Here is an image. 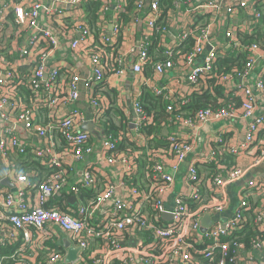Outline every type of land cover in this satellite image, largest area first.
Wrapping results in <instances>:
<instances>
[{"label": "built area", "instance_id": "1", "mask_svg": "<svg viewBox=\"0 0 264 264\" xmlns=\"http://www.w3.org/2000/svg\"><path fill=\"white\" fill-rule=\"evenodd\" d=\"M50 1L51 7L45 11V14L52 21L60 19L63 15V7H77L75 13L72 12L68 22L58 24V26L60 30L66 31L74 55L87 57V60L91 62L92 81H87L84 84L87 91L84 93L94 109V119L93 117L92 119L100 126L97 119L102 116V108L106 107L109 101L106 98L93 95L95 84L92 83L101 82L105 78L106 68L101 60L104 49L98 48L96 50L93 41L94 35L86 22L85 11L82 7L86 0ZM186 1L190 7L183 9V4H178V8L175 10L184 11L187 16L183 30L178 32L181 39L190 33L186 25L192 23L195 16L211 14V20L206 28L198 31L199 43L196 50L194 54L186 57L183 65L176 64L172 60L159 62L155 66V74L163 75L169 70L186 66L191 69V81L193 84H197L200 82L201 76L213 75L217 57L220 54L225 55L227 49L235 48L241 52H247L248 57L241 72L228 74L223 78L226 83L234 78H241L245 81L239 91H231L241 92L236 94L242 98L241 109L235 107L201 109L197 112L194 121L186 119V123L193 127L197 124L218 120L251 119L245 140L247 143H252L255 141L256 134L264 130V115L257 114V102L260 98L264 99V66L257 73L252 74L264 57V44L257 41L244 44L240 40L238 32L239 29L248 33L255 32L262 16L260 9L256 6L260 0ZM263 2L264 0H262ZM111 3L115 5L117 11L123 9V2L115 0V2L106 3L104 7L106 12H108V6ZM78 7H82L83 12ZM10 8L15 11L16 22L20 26L29 31H34V34L28 36L26 43L21 48V53L26 57H30V49L36 50L34 59H32L35 67L28 84L37 89L39 94L37 104L47 103L50 108L54 109L53 116H55L50 125L45 128L35 121L36 119L30 110H21V104L17 100L9 98L2 91L3 93H0V124L6 125L3 127L0 146L2 148H17L20 152H24L27 143L16 135L13 128L23 125L35 133L43 143L46 142L49 145L37 150L36 154L42 157L46 156L49 164L59 166L62 171L36 190V204L34 206H30L26 198V194L30 190L21 188L14 195L4 191L0 186V204L3 208L5 207L4 214L0 218V244H5L11 237L26 244L31 253H25L26 262L23 264H29L39 253L40 248L34 247V243L37 241L33 239V234H42L43 236L49 234L60 239L59 231L67 234L66 239L71 245L80 248L78 260L84 264H89L82 259L84 253L92 258L90 264H111L114 258L119 259L123 264H195L199 255L211 260L215 258L216 252H220L222 255L219 264H258L264 261V242L254 241L249 248H245L240 243H234L236 249L231 251L230 242L223 240L226 235L241 228L242 211L250 204L247 200L249 195L263 194L262 200L255 210L256 220L260 223L264 222V179L244 187L239 194V203L233 210L232 216L226 221L214 220L213 225L202 234L200 232L201 219L206 214L214 218L215 215L227 210L230 197L226 191V185L241 180L244 176V169L241 166H236L232 169L222 170V173L217 174L211 180L215 195L209 201L199 203L201 201L199 192L202 186L200 179L205 175V166L210 165L215 160L217 151L210 147L209 153L205 156L190 160L188 155L193 150L192 141L177 134L170 135L172 152L169 156L157 161L154 159L156 156L153 155V152L148 150V154L153 156L150 159L155 161L154 173L146 175L145 179L148 182L149 191L130 185L122 177L125 172L136 173L138 168L131 162L128 152L116 151L118 139L105 135L102 151L107 164L119 168L118 185L112 181L103 184L102 188L104 189L100 191L93 203L87 205L80 203L77 209L74 207L68 209L67 207L68 211H62L58 207H50L48 204L51 199L62 191H67L66 195L60 194L62 197L66 196L67 201L69 196L76 198V195L72 193L77 192L76 187L69 183L65 175L72 167L84 163L85 167L81 168L80 177L76 179V183L83 187H90L96 183V180L101 181L98 168L86 164L95 151L96 142L91 140L93 136L91 133L82 130V125L87 120L84 112L73 106L83 92L80 78L73 74L74 72L71 73L67 82V92H59V97L53 89L60 74L61 66L52 64L49 67L48 64L54 59L59 40L50 28L44 27L40 22L41 2L39 0H25L24 4H18L12 9V6L2 0L0 2L1 25L6 23V14ZM142 9L147 11V17L141 19L144 33L141 40L131 50L129 49L130 52L121 48L117 74L123 72L122 65L130 53L135 55L134 73H142L144 64L149 58L146 47L160 16V0H138L137 10ZM78 10L81 11L78 12ZM242 11L246 16L241 21L239 18ZM136 18L134 20H137ZM100 25L103 29L101 37L107 42H113L119 34L118 17L116 22L111 24L109 31L104 26V21H101ZM215 26L222 27L223 31L227 27L224 32L222 31V37L226 41L221 42V40L215 39L217 35L215 34ZM204 52V62L201 65H193L196 57ZM3 68L4 66L0 68V86L7 83V79L12 77V71H14ZM251 74L255 79L252 85L247 83ZM1 75H4V78ZM8 90L11 91L12 89ZM141 94L142 92L132 99L133 112L136 115V127L141 126L142 120L146 117L139 104ZM168 108L171 109V107ZM56 111L61 115H58ZM58 131H61L65 140L71 144V147L62 154L55 148V134ZM133 135L135 138L136 134ZM143 136L142 132H138L136 139H143ZM215 141L216 143L223 142L217 137ZM262 159H264V146L261 148L259 156V160ZM88 165L89 167H87ZM183 166H185L183 184L188 188V193L176 196L173 205L170 207L167 204L166 195L175 189V182L182 173ZM220 169L223 167L221 166ZM17 180L27 183V177L23 175H19ZM118 186L123 190L119 197L116 196ZM185 196L199 203L197 209H190L189 204L183 199ZM107 205L108 208L104 212ZM164 214H167L168 217H164ZM161 220L163 221L161 222ZM31 229L35 230L36 233H32ZM147 233L151 236L149 241H146L145 234ZM95 238L102 239L108 246L103 251H94L90 242ZM38 244L42 247L43 240H38ZM33 248L36 249L35 253H33ZM26 250L24 246H20L11 257H22ZM65 256L66 252L61 254L58 250H52L48 253L46 262L47 264H67L63 261ZM0 264H5V257H0Z\"/></svg>", "mask_w": 264, "mask_h": 264}, {"label": "trees", "instance_id": "2", "mask_svg": "<svg viewBox=\"0 0 264 264\" xmlns=\"http://www.w3.org/2000/svg\"><path fill=\"white\" fill-rule=\"evenodd\" d=\"M18 1L20 2L21 0H6L10 6H14V3ZM121 1L123 2V9L117 11L119 34L113 42H107L101 37L103 29L100 25V22L104 21V16L106 14L104 7L110 0H86L82 4L85 11L86 22L94 35L93 41L96 50L98 48L104 49L101 60L106 68V75L101 82L94 85L93 95L106 98L109 101L108 105L102 108V116L97 119L105 135L117 138L118 143L116 151L128 152L131 162L138 168L136 173L125 172L122 177L126 179L130 185L137 186L141 190L149 191L148 182L145 179L146 175L154 173L153 166L155 161L150 159V157L153 156L152 154L151 156L148 154V150L153 152V155L156 156L154 159L157 161L161 160L163 157L169 156L172 152V145L170 142V135L172 134L164 135V126L169 125L170 121H174L178 119V117L194 121L197 112L201 109H218L222 107H235L239 110L241 109L242 98L239 95L231 93L230 90H227L226 87H228V82H224L223 78L228 74L241 72L242 68L245 67L248 53L241 52L235 48H229L225 55L220 54L217 57L215 63L216 68L213 75L207 77L201 76L199 81L202 87L197 90L195 89L185 103L179 102L177 104L165 93V90L154 92L150 85L144 84L142 94L139 98V104L146 117L142 120V125L136 127V137L134 138L135 135L131 133L129 128L130 120L127 114L121 111L117 106L116 92L109 87L106 76L116 73L119 69L118 58L120 57L121 47H123L122 45L125 43L124 28L135 17H137V20L147 17V11H145V9L140 11L137 10L138 0ZM185 1L186 0H160V16L155 23L154 30L146 47L149 58L144 64L142 73L145 72L147 78L154 76L155 66L159 62L172 60L176 64L183 65L186 57L194 54L196 50L197 44L199 43L198 31L206 28L211 20V14L195 16L193 22L186 25L190 33L187 34L184 39H181L178 35L180 40L174 46L169 47L167 41L169 40L168 34L172 31L174 23L173 12L178 8V4H183V9L190 7V4H186L187 1ZM256 6L260 9L262 16L260 18V23H258L255 28V32L248 33L240 29L238 32V36L244 44H251L255 41L264 44V2L262 3V0H260L256 3ZM111 8L112 6L109 4L108 9L110 10ZM244 16L246 15L242 11L239 19L242 21ZM7 18L14 24L17 23L14 10H9L7 12ZM226 28L227 27H225L224 31ZM224 41L226 40L222 37L221 42ZM3 66L5 70L14 71H12V77L7 79V83L0 86V93L4 92L9 98L17 100L21 104V110H30L36 119L35 121L47 128L50 122H52V118L55 116H53L54 109L50 108L47 103L43 105L37 104L39 98L37 89L28 84L35 64L28 63L20 65L17 63V58L5 52L0 56V68ZM10 88L12 89L11 91L8 90ZM169 106L172 107V111L168 110ZM138 132L144 134L143 139H136L138 137ZM263 132L264 130H261L260 135H262ZM55 138V148L59 153L62 154L71 147V144L65 140L61 131L55 134ZM91 140L95 142L93 136ZM212 147L217 151V155L210 165L205 166V175L200 179L202 186L199 192L201 194V201L199 203H205L215 195L211 180L217 174L222 173V170L236 167V162H233V155L228 152V145H226L225 142L212 143ZM221 147L223 148L221 149ZM13 150L21 153V156H19L20 159L17 160L20 161V168H18L17 171L19 172L16 175L27 177L26 190H38L42 184L55 178L62 171L59 166L49 164L46 156H38L36 154L37 150L32 146H27L23 153L16 149ZM80 165L85 167L84 163H80ZM221 166L223 169H220ZM87 167H89V165ZM75 172H78L77 166L72 167L71 170L65 174L66 179L69 181V175H74L73 173ZM74 183H76V181L72 182V184L76 187L75 189L77 192H71L76 195L77 201H75L74 204L67 200L61 202L60 209L62 211H68L67 207L68 209L72 207L77 209L80 203L86 205L93 203L100 191L104 189L102 188L101 181L98 180L90 187H83L79 185V183ZM62 195H66V192L62 191ZM55 197L58 198V196H54V198ZM183 199L189 204L191 210L197 209L199 203L194 202V199L186 196ZM247 200L250 204L242 211L243 221L240 224L241 228L232 231L223 239L226 242H230L231 251L236 249L234 243H240L245 248H249L254 241L264 242V222L260 223L256 220L255 210L260 200L254 199L253 195H249ZM162 221L163 220H161V222ZM31 232L36 233L33 229H31ZM145 237L146 241H149L151 236L147 233ZM13 239L15 238L11 237L5 244H0V257H5V264H23L26 262L25 253L30 254L31 250L27 249L26 244ZM58 239L59 237L54 235H44L42 238V247L39 246L38 240H36L35 246L40 248L39 253L35 257V260L32 259L29 264H47V255L52 250H58L61 254H64L65 248L63 243H60ZM90 244L94 251H103L106 246H108L105 241L100 238L93 239ZM20 246H24L25 250H27L22 257L17 256L12 258V254L16 249L20 248ZM221 256L220 252H216L215 258L209 260L199 255L198 261L195 264H219ZM82 259L89 264L92 261V258L85 253L82 254ZM111 264L123 263L119 259L114 258Z\"/></svg>", "mask_w": 264, "mask_h": 264}, {"label": "crops", "instance_id": "3", "mask_svg": "<svg viewBox=\"0 0 264 264\" xmlns=\"http://www.w3.org/2000/svg\"><path fill=\"white\" fill-rule=\"evenodd\" d=\"M2 0H0L1 2ZM6 2V0H3ZM10 1V0H9ZM42 4L41 8V24L44 27L50 28L55 34V36L59 40V45L57 51L54 55V59L51 60L48 64L49 67L52 66H61L60 74L56 83L54 84L55 93L59 97V92H67V82L71 73L77 75L80 78V84L82 86V91L85 92L84 84L89 81H92V66L91 62L87 60V57L76 56L73 53V50L70 46L69 39L67 37V33L64 30H60L58 24H66L71 16L72 12L75 13L77 10L76 6L70 7L65 6L62 8L63 15H61L60 19L56 21H52L47 18L45 11H47L51 7L50 0H39ZM111 2H115V0H110ZM25 0L18 1L14 3V7L16 5L24 4ZM112 8L106 12L104 16V26L108 29H111V24L113 25L117 19V10L115 5L111 3ZM12 6V9L14 8ZM82 10V7H78V9ZM11 10V8H10ZM81 10H78L80 12ZM9 11V10H8ZM7 11V12H8ZM139 19V18H138ZM142 18L139 20L132 19L130 23L124 28L125 33V43L122 45V50L128 51L131 50L133 46H135L139 40L141 39L144 31H143V24L141 21ZM173 27L172 31L169 32L167 41V45L169 47L174 46L180 40L178 38V32H181L185 26V22L187 19L186 13L184 11H175L173 12ZM6 14V23L4 25L0 24V56L3 53L7 52L12 57L17 58V63L21 64H28L33 63L32 59L35 54V49H30V57H26L21 53V48L26 43L28 36L33 35L34 31H29L24 27L20 26L19 24H14L12 21L8 20ZM222 31L223 28L219 26H215V34L216 40H222ZM129 50V52H130ZM5 51V52H4ZM134 53H130L125 60L123 67V72L117 74L113 73L111 75L106 76V81L109 84L111 89H114L116 92V102L119 109L125 112L128 116V119L131 120L136 115H133V105L132 99H134L138 94H140L143 90L144 84L150 85L154 92H161L165 90V93L170 96V98L176 102L177 104L185 103L189 98L190 94L199 87H201V83L193 84L191 81V69L190 67L182 66L177 67L174 70H169L163 75L154 74V76H150L147 78L146 73H134L133 72V61H134ZM205 60V52L199 54L193 65H201ZM18 65V64H17ZM264 66V57L259 62V66L255 69L252 73H257ZM249 77L247 83L253 84L255 79L253 76ZM244 80L241 78H234L229 80L228 82V90L230 91H239L240 87L244 84ZM97 84V83H92ZM157 89V91H156ZM87 92V91H86ZM230 93V92H228ZM234 94H238L241 92H231ZM84 104L87 106L89 104L90 113L93 117L94 109L92 105L89 103L87 99L84 100ZM73 106L78 107L81 111L84 112L85 117L87 118V114L84 109L78 106V101L73 104ZM171 107V106H169ZM169 111H172L168 108ZM60 112V110H59ZM58 111L56 113L61 115ZM257 114L264 115V99L260 98L257 102ZM94 119V117H93ZM134 120V119H133ZM251 123V119L247 118H239L236 120H218L214 122H207L203 124H197L195 126H190L186 123V118H179L176 120L170 121L169 125L164 126L163 129L166 127L168 134H177L182 138H188L192 141L193 150L189 153L188 158L194 159L196 157L205 156L209 153L210 147H212V143L215 142L216 137L223 140L226 145H228V152L233 155V162L237 163V166H241L244 169V176L241 180L234 182L232 184L226 185V191L230 197V204L227 207V210L221 214L215 215L214 220H221L226 221L229 217L228 214L231 212L233 214V210L236 207L234 200L239 197L244 187L249 186L251 183H256L260 179H264V159L259 160V156L261 153V148L264 146V132L260 135V132L256 134L255 141L252 143H247L245 140V135L248 130V127ZM6 124H0V138L3 132V127ZM16 135L24 142L27 143V146H32L36 150H40L42 148H46L49 146L46 142H42L35 133L31 130L26 129L23 125L13 127ZM103 136H105L104 131L101 132ZM167 134V135H168ZM94 136V135H93ZM95 139V151L86 162V164H90L98 168L100 173V180L103 184H108L110 181L118 185V178H119V168L116 166H110L105 161V155L103 153V139L99 142L98 138L94 136ZM27 148V147H26ZM223 147H221L222 149ZM14 148L0 146V186L1 188L9 192L11 194H17L18 189L25 188V182H19L17 180L18 176L16 175L20 168V159L21 153L13 150ZM16 150L20 151L16 148ZM231 150V151H230ZM25 152V151H24ZM234 152V153H233ZM23 153V152H22ZM69 163L68 160H66ZM83 165H78L77 169L78 172L73 173L74 175H69V183L75 182L76 178L80 177L81 168ZM76 167V166H75ZM71 170V169H70ZM69 170V171H70ZM185 173V166L182 168V173L178 176V180L175 182V189L169 194L166 195L167 204L168 206H172L174 199L176 196L180 194H187L188 188L184 186L183 181V174ZM76 175V176H75ZM8 180L10 183H16V190L14 191L11 186L7 184H2V181ZM244 181V185L240 186V182ZM67 192V191H66ZM123 193L120 186L116 188V196L119 197ZM58 193L56 196L58 198H53L49 202L50 207H58L60 208V203L66 201V196L62 197ZM36 190L29 191L26 194V198L30 206H34L36 204ZM254 199L262 200L261 196L263 194H252ZM62 204V203H61ZM5 208V207H4ZM4 208L2 204H0V218L4 214ZM108 208L106 206L104 212ZM60 232V239L58 241L63 243V241L67 238V234L63 231ZM32 236V233H31ZM43 235H36L33 234V239L39 240L42 239ZM36 243V242H35ZM34 243V247L35 246ZM36 252V249L33 248V253ZM66 252V250H65ZM36 257V256H35ZM35 257L33 260H35ZM67 264H84L79 262L78 258L67 263ZM264 264V261L258 263Z\"/></svg>", "mask_w": 264, "mask_h": 264}, {"label": "water", "instance_id": "4", "mask_svg": "<svg viewBox=\"0 0 264 264\" xmlns=\"http://www.w3.org/2000/svg\"><path fill=\"white\" fill-rule=\"evenodd\" d=\"M111 28V26H110ZM4 78V75H1ZM86 99L85 97V93L81 92L79 98H78V106L81 107L82 109L85 110L86 114H87V120L83 123L82 125V130L91 133L92 135L96 136L99 140V142L104 141L105 137L101 134V132H103V129L98 126L95 121L92 119V115L90 113V107L89 104H87V106L84 104V100ZM133 115L135 116V114L133 113ZM134 119V120H133ZM131 118L130 122H129V128L132 134H135V128H136V124H135V120L136 117ZM1 122V120H0ZM163 133L164 135L168 134L167 128L165 127L163 129ZM2 184H7L9 186L12 187V189L15 191L16 190V183L13 182H9L8 180L6 181H2ZM244 185V181L240 182V186ZM239 197L234 200L235 204L237 205L239 203ZM76 200V198L74 196L69 197L68 198V202L70 203H74ZM229 216H232L231 212H229L228 214ZM164 217H168L167 214H164ZM214 223V218L210 217L208 214L204 215L203 218L201 219V229L200 232L203 234L207 231V229L212 226ZM63 246L66 250V256L64 258V263H69L75 259L78 258V253L80 251V248L75 247L73 245L70 244V242L65 239L63 242Z\"/></svg>", "mask_w": 264, "mask_h": 264}, {"label": "rangeland", "instance_id": "5", "mask_svg": "<svg viewBox=\"0 0 264 264\" xmlns=\"http://www.w3.org/2000/svg\"><path fill=\"white\" fill-rule=\"evenodd\" d=\"M236 166H237V163H236ZM62 194V193H61ZM70 197V196H69Z\"/></svg>", "mask_w": 264, "mask_h": 264}]
</instances>
